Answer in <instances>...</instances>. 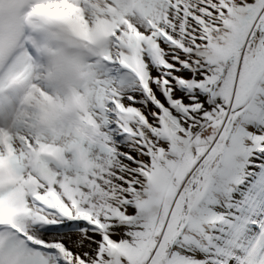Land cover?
<instances>
[{
	"label": "snow or ice",
	"instance_id": "snow-or-ice-1",
	"mask_svg": "<svg viewBox=\"0 0 264 264\" xmlns=\"http://www.w3.org/2000/svg\"><path fill=\"white\" fill-rule=\"evenodd\" d=\"M256 125L264 0H0V264H264Z\"/></svg>",
	"mask_w": 264,
	"mask_h": 264
},
{
	"label": "rangeland",
	"instance_id": "rangeland-1",
	"mask_svg": "<svg viewBox=\"0 0 264 264\" xmlns=\"http://www.w3.org/2000/svg\"><path fill=\"white\" fill-rule=\"evenodd\" d=\"M137 71H142V67L140 65H136L135 69ZM259 134L258 135H254L253 138H251V143L249 146V153H251L250 155V159L254 162L253 164H249V167H253L254 164H258L259 167L256 168V172L257 174H259L261 171H264V152H260V151H255L254 153L252 152V148L254 147V143L258 141V143H260V145L264 144V127H261L260 125L256 126ZM258 138V139H257ZM226 199V198H225Z\"/></svg>",
	"mask_w": 264,
	"mask_h": 264
},
{
	"label": "trees",
	"instance_id": "trees-1",
	"mask_svg": "<svg viewBox=\"0 0 264 264\" xmlns=\"http://www.w3.org/2000/svg\"><path fill=\"white\" fill-rule=\"evenodd\" d=\"M257 126V125H256ZM254 137V136H253ZM253 137H251V138H253ZM253 148H255V149H257V150H259L260 148L257 146V145H255V143H254V147Z\"/></svg>",
	"mask_w": 264,
	"mask_h": 264
}]
</instances>
